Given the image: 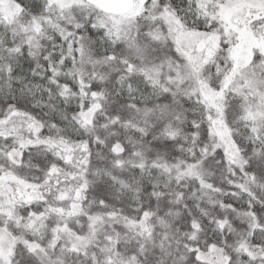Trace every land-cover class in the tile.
<instances>
[{"label": "snow or ice", "instance_id": "6c2138e0", "mask_svg": "<svg viewBox=\"0 0 264 264\" xmlns=\"http://www.w3.org/2000/svg\"><path fill=\"white\" fill-rule=\"evenodd\" d=\"M0 264H264V0H0Z\"/></svg>", "mask_w": 264, "mask_h": 264}]
</instances>
